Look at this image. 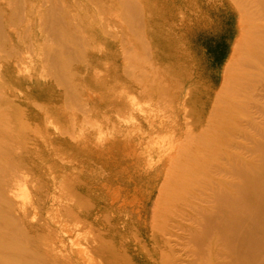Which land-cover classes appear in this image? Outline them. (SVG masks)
Returning a JSON list of instances; mask_svg holds the SVG:
<instances>
[{
  "label": "rangeland",
  "instance_id": "rangeland-1",
  "mask_svg": "<svg viewBox=\"0 0 264 264\" xmlns=\"http://www.w3.org/2000/svg\"><path fill=\"white\" fill-rule=\"evenodd\" d=\"M232 4L0 0V193L26 212L20 232L0 238L21 248L7 249L36 264H90L92 232L105 251L131 231L150 252L164 224L179 232L171 191L208 162L196 145L224 142L236 125L249 137L239 145L263 142L264 37ZM235 43L247 55L232 59Z\"/></svg>",
  "mask_w": 264,
  "mask_h": 264
},
{
  "label": "bare ground",
  "instance_id": "bare-ground-1",
  "mask_svg": "<svg viewBox=\"0 0 264 264\" xmlns=\"http://www.w3.org/2000/svg\"><path fill=\"white\" fill-rule=\"evenodd\" d=\"M231 3L235 5V9L239 7L238 11H243L244 16L246 15L247 22H245L244 28L248 27L249 31L252 30L264 37V0H231ZM217 48L219 47L217 46ZM233 50L232 59L236 56L240 58L243 54L247 55L240 44L235 43ZM219 55L221 56V54ZM242 61L241 65L248 64L244 59ZM240 84L243 85L241 82ZM262 95L264 96V94ZM247 124L251 125L249 121ZM245 130L242 131L236 125L233 135L225 138L224 142H220L214 134L206 136L192 150L193 153L208 151L209 154L203 157L204 160H208L205 166L190 168V171L195 170L192 175L178 174L175 176V184H173L176 186H171L174 187V191L171 192H176V196L173 195L175 199L169 204V207L172 208V211L169 212H171V225L179 231L178 233L169 232L166 228L167 225L164 224L161 232L153 237L152 250L149 252L148 244L140 243L139 239L132 240L131 237L134 236L131 231L129 235L128 233L121 234L122 237L131 238L127 239L126 245L124 242L110 244L103 251L106 239L104 242L97 243L99 237H96L92 232L90 239L95 255L92 254L88 258L90 264H94V258L98 256L101 258L102 264H264V159L257 164L253 159H247L243 155L244 152V154H253L256 151L264 153V134L261 137L263 142L252 140L250 145H239L236 141L237 137L249 139ZM199 132L204 133L203 129H200ZM124 144L126 145V142ZM127 149L130 150V147ZM127 149L122 150L124 156L128 154ZM239 149L244 152H237ZM159 191L162 190L159 189ZM116 192H112L110 195L114 201L118 199ZM166 195L167 193L165 197ZM170 196L172 195L170 194ZM161 206L160 204V208ZM12 210L16 213L13 214L14 216L11 214ZM174 214L175 216H172ZM16 215H22V219H25V209L23 207L21 209L20 207L11 208L6 197L0 193V238H9L13 233L20 232L16 227V222H18ZM161 216L157 212L156 218ZM156 227L158 228V226ZM133 230L137 232L138 229ZM167 234L171 237H166ZM6 243H10L13 247L11 248L15 250L21 248L9 240L8 242L0 241V264H36L31 262L33 257L28 254L25 258L24 254L20 256V254L11 251V248L7 249ZM137 243L140 246L138 252L132 248V244ZM4 246L7 249L6 252L2 251ZM101 250L103 252L99 253ZM116 250L122 251V256H115L118 252L114 254ZM97 263L101 264L99 260Z\"/></svg>",
  "mask_w": 264,
  "mask_h": 264
}]
</instances>
